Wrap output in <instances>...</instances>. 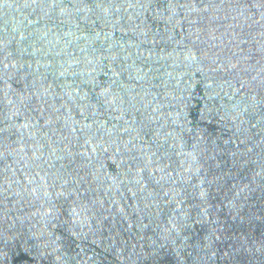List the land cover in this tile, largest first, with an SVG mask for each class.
<instances>
[{
    "label": "water",
    "instance_id": "obj_1",
    "mask_svg": "<svg viewBox=\"0 0 264 264\" xmlns=\"http://www.w3.org/2000/svg\"><path fill=\"white\" fill-rule=\"evenodd\" d=\"M0 264H264V0H0Z\"/></svg>",
    "mask_w": 264,
    "mask_h": 264
}]
</instances>
